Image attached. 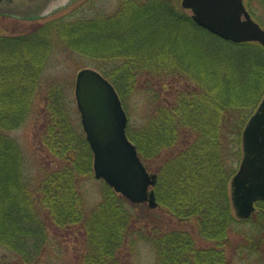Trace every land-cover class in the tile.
<instances>
[{"label": "trees", "instance_id": "1", "mask_svg": "<svg viewBox=\"0 0 264 264\" xmlns=\"http://www.w3.org/2000/svg\"><path fill=\"white\" fill-rule=\"evenodd\" d=\"M180 1L119 0L114 11L91 14L81 7L31 30L0 35V246L7 250L0 264H52L46 254L49 236L71 225L82 231L83 264H132L117 251L139 240L153 248V264H231L229 249L231 255L262 254L264 200L249 219H238L230 180L242 154L243 128L264 95V47L211 33ZM253 1L245 2L254 17ZM255 1L264 11V0ZM54 45L86 57L83 67L100 71L122 103L141 87L153 103L157 89L182 84L172 103H151L154 110L142 124L128 120L126 127L154 176V207L129 201L104 181L100 203L84 209L78 182L94 175L93 153L69 117L66 82L60 80L45 86L44 110L51 120L41 140L60 163L37 185L26 183L19 147L7 132L21 124L42 94V72ZM153 208L194 220L208 244L197 245L185 228L158 226L156 218H163ZM242 223L250 227L233 238Z\"/></svg>", "mask_w": 264, "mask_h": 264}, {"label": "water", "instance_id": "2", "mask_svg": "<svg viewBox=\"0 0 264 264\" xmlns=\"http://www.w3.org/2000/svg\"><path fill=\"white\" fill-rule=\"evenodd\" d=\"M48 0H0V14L30 18L45 13ZM192 19L211 33L236 43L255 41L264 47V27L244 0H181ZM76 104L93 153V171L116 192L134 203L152 207L154 176L146 169L126 134L127 113L114 85L92 67L75 77ZM242 158L230 181L234 213L248 219L264 200V95L242 131Z\"/></svg>", "mask_w": 264, "mask_h": 264}, {"label": "rangeland", "instance_id": "3", "mask_svg": "<svg viewBox=\"0 0 264 264\" xmlns=\"http://www.w3.org/2000/svg\"><path fill=\"white\" fill-rule=\"evenodd\" d=\"M118 3L119 0H48L46 5V11L48 13L38 19H24L9 15H0V35H13L31 30V28L35 27L38 23L47 19L65 16L75 10L79 11L81 7L86 8L90 14L94 13L97 9L104 10L105 12H112ZM251 9L255 11L256 14L252 17L254 19L255 17L258 18L259 21L255 20L264 27V24L261 23L264 21V11L259 7L257 1H253ZM187 12L190 13L191 11L187 10ZM88 63L89 60L86 57L77 53H71L65 50L61 45H54L49 57V62L42 72V94L39 93L36 95L31 110L25 116L21 124L7 132L19 147L22 156L23 176L29 186L37 185L46 175L47 171L50 172L60 163V160L53 156L41 142L45 128L51 120V113L48 110H44L43 96L45 86L47 82L53 80L66 82V98L68 99L69 105H71L69 117L77 128L83 130L80 112L76 104L74 88L77 72ZM181 85L182 84L179 83L177 86L173 85L167 89H157V99L153 103L144 87L128 94L123 101V106L131 125L138 126L142 124L148 114L154 110L152 104L172 103L175 93ZM153 87L156 88V86ZM167 154L168 153H164L157 162L163 161ZM236 162H234V165L236 164L237 167L238 165ZM78 189L82 198V206L85 210H90L96 207L102 199L104 180L97 178L95 174L91 177H80ZM127 207L132 208L133 204L128 201ZM153 209L155 210L153 213H156V215L159 214L160 217L163 218L162 222H159L160 218H156L157 220L155 222L158 226L167 230L185 228L192 234L197 245L205 246L208 244V241L201 238L197 233L195 228L196 222L194 220L181 221L172 216L164 208ZM249 227V223L237 225L238 231L231 233V236L240 239V231H245ZM46 249V254L48 257H51L52 264H83L86 246L82 231L79 230V227L76 225L60 227L53 230L49 236ZM4 253H7V250L0 246V255ZM117 253L125 255L126 259L132 264H153L155 260L153 248L143 240L137 241L134 246H132V244L124 245L121 251H117ZM231 253V249L226 250L227 257H232L231 264H264V250L261 255H247L245 252H239V250L233 251V255H231Z\"/></svg>", "mask_w": 264, "mask_h": 264}]
</instances>
